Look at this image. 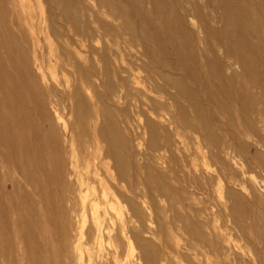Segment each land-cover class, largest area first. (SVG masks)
I'll list each match as a JSON object with an SVG mask.
<instances>
[{"label":"rangeland","instance_id":"1","mask_svg":"<svg viewBox=\"0 0 264 264\" xmlns=\"http://www.w3.org/2000/svg\"><path fill=\"white\" fill-rule=\"evenodd\" d=\"M263 8L0 0V264L84 257L71 242L86 170L68 181L54 109L79 151L109 147L101 172L110 162L151 207L140 264H264Z\"/></svg>","mask_w":264,"mask_h":264},{"label":"bare ground","instance_id":"2","mask_svg":"<svg viewBox=\"0 0 264 264\" xmlns=\"http://www.w3.org/2000/svg\"><path fill=\"white\" fill-rule=\"evenodd\" d=\"M49 12H51V10ZM8 53L9 52H7V54ZM54 114L56 115V119L59 123V127L62 133L61 146L64 147V149H68V153H70V160L68 164L70 166L69 168L73 169V173L70 172L67 174L68 181H72V176L73 174L75 175L77 167H79V165L84 167L86 170L85 174H82L81 176H79V179H77V181H79L80 183V186H84V195L80 197L81 206L79 213V223H74V229H76V239L72 240L71 242V246L75 249L78 248L79 244H81L85 248L84 257L82 255L79 256V258L82 259L81 264H140L142 255L141 252L138 251V245L142 225L141 217L144 213V210L146 211V213L151 214V207L147 203H143L140 201L142 194L137 192V190L131 192L130 198L126 196L124 192L125 186L122 174L120 175L119 173H116L113 165H111L110 162L102 164L104 172H101L100 160L105 159L106 155H110L109 147H106L104 151L102 150L100 152V155H102L101 158H98V154L95 151L93 152L92 150H89V147H84L81 149V151H79V149L75 146V137L72 135L73 131L72 127L69 126L70 124L61 123L59 121L60 117H57V110L55 109ZM41 121H43L42 118ZM48 128L50 129L51 126L48 125ZM46 136L48 139L49 147L52 150L59 152V150L61 149L59 136H57L56 134H53L52 136L50 133ZM64 155L58 154L56 157V159H58L60 169L65 168ZM129 200L132 201L130 206L127 204ZM117 214L121 217L118 222H113V220L115 219V215ZM68 230L69 229L66 226L65 233ZM42 234H44L45 236V233ZM65 240L66 242H64V247L65 249H67V239ZM43 242L44 241L42 240V243ZM53 248L55 247L53 246Z\"/></svg>","mask_w":264,"mask_h":264}]
</instances>
